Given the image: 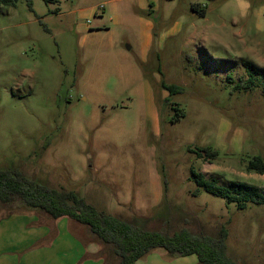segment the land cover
Instances as JSON below:
<instances>
[{
    "label": "rangeland",
    "instance_id": "374dc122",
    "mask_svg": "<svg viewBox=\"0 0 264 264\" xmlns=\"http://www.w3.org/2000/svg\"><path fill=\"white\" fill-rule=\"evenodd\" d=\"M243 63L258 72L238 90L249 77ZM162 83L182 91L169 98ZM188 146L217 156L197 159ZM257 155L264 159V0L0 6V168L18 167L153 231L216 235L225 227L228 256L264 264V205L238 210L195 193L190 175L192 168L219 186L245 183L264 195V175L246 168ZM11 215L51 230L58 222L0 205V221ZM69 230L92 245L88 259L113 264L86 227L73 221ZM190 261L155 249L136 264Z\"/></svg>",
    "mask_w": 264,
    "mask_h": 264
},
{
    "label": "trees",
    "instance_id": "16d2710c",
    "mask_svg": "<svg viewBox=\"0 0 264 264\" xmlns=\"http://www.w3.org/2000/svg\"><path fill=\"white\" fill-rule=\"evenodd\" d=\"M17 1L0 0V6L14 7ZM26 1L30 6L32 0ZM44 2L48 3L50 0ZM191 11L198 17L206 14L205 9H198L196 4L191 5ZM243 67L249 77L246 84L236 86L238 90L253 86V73L258 72L249 63H243ZM161 87L169 98L182 91L181 87L173 84L162 83ZM175 111L177 118L182 116L178 108ZM194 148L188 146L187 151L197 159L213 160L217 156V152L209 147ZM246 168L264 175V159L260 155L254 156ZM190 175L196 185L195 193L202 190L228 204L235 203L238 210L245 209L247 203L264 205V195L252 185L231 182L228 187L219 186L192 168ZM0 205L39 211L52 220L67 218L75 221L86 227L89 234L104 246L113 264H135L155 249L165 251L172 258L195 256L197 264H238L228 256V231L225 227H220L216 235L194 233L188 229L173 233L153 231L144 227L142 221L130 223L96 209L73 190L40 184L26 176L18 167L0 168Z\"/></svg>",
    "mask_w": 264,
    "mask_h": 264
},
{
    "label": "crops",
    "instance_id": "0c3cea01",
    "mask_svg": "<svg viewBox=\"0 0 264 264\" xmlns=\"http://www.w3.org/2000/svg\"><path fill=\"white\" fill-rule=\"evenodd\" d=\"M54 221L58 222L51 230L47 225L37 224L34 216L11 215L2 219L0 264H99L88 259L94 250L92 245L84 244L69 230L72 220ZM46 236L50 238L47 242L44 241ZM194 257L182 258L196 264Z\"/></svg>",
    "mask_w": 264,
    "mask_h": 264
}]
</instances>
